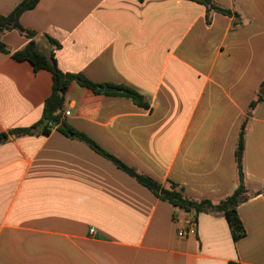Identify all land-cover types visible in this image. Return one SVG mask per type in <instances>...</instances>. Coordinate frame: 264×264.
Instances as JSON below:
<instances>
[{
    "label": "crops",
    "instance_id": "obj_1",
    "mask_svg": "<svg viewBox=\"0 0 264 264\" xmlns=\"http://www.w3.org/2000/svg\"><path fill=\"white\" fill-rule=\"evenodd\" d=\"M24 1L0 0V15ZM211 1L239 25L194 0H40L20 24L63 72L146 99L73 82L61 120L191 201L219 204L237 190L246 121L245 237L234 241L223 215L162 201L54 127L0 144V264H264V0ZM0 41V135L39 131L52 74L13 58L29 43L18 31Z\"/></svg>",
    "mask_w": 264,
    "mask_h": 264
},
{
    "label": "trees",
    "instance_id": "obj_2",
    "mask_svg": "<svg viewBox=\"0 0 264 264\" xmlns=\"http://www.w3.org/2000/svg\"><path fill=\"white\" fill-rule=\"evenodd\" d=\"M39 1L40 0H25L20 5H18V7L14 10L12 14L8 16L0 15V34L7 31L16 30L29 40V43L26 48L20 52L15 53L13 55V58L17 61L30 62L36 72L40 70L49 71L53 77V92L51 96L46 100L44 105L43 117L40 123V125H42L41 130H35L36 127L12 130L9 134L0 135V144L6 142L8 140L9 135L21 137L38 133L48 136L51 133V130L56 127L58 131L64 134L65 136L77 139L87 144L95 152L107 158L119 169H121L131 177L135 178L141 185L149 189L162 201L169 202L175 208L187 212L194 211L196 214L202 212H210L214 214L223 215L227 219L234 241H239L240 239L245 237L246 233L238 214V208L241 204L247 202L249 199V196L247 195L248 190L245 183V173L243 166V156L245 150V130L247 122L245 121L242 125L236 150V163L239 175L238 188L231 196H229L219 204H213L209 201H191L187 199L180 190L177 189L176 184L170 182L168 187H163L160 183L153 180L152 178L139 174L136 169L129 167L119 159L115 158L110 153L106 152L88 136L76 131L75 129L67 125L61 120V116L67 90L70 84L73 82H76L80 86L94 91L96 94L117 95L128 98L141 107L147 108L149 106L148 102L143 96H141L132 89L120 86L114 87L120 89V92L112 94L106 93L104 89L107 85L105 84H96L88 80L83 75L63 72L58 67L54 51H42L34 40L36 32L28 30L20 24V17L22 16V14L34 9L39 3ZM140 1L142 2L144 0ZM194 1L206 6L209 11L215 10L227 16H233L235 18L234 25H239V16L237 14H233L228 10L216 6L211 0ZM46 38L55 49H58L60 47V44L55 39L51 38L48 35H46ZM0 52H8L7 46L1 41ZM262 100L263 97L259 96L258 100L251 104V109H254L256 105Z\"/></svg>",
    "mask_w": 264,
    "mask_h": 264
},
{
    "label": "water",
    "instance_id": "obj_3",
    "mask_svg": "<svg viewBox=\"0 0 264 264\" xmlns=\"http://www.w3.org/2000/svg\"><path fill=\"white\" fill-rule=\"evenodd\" d=\"M104 91L106 93H114V92L115 93H118V92H120V89H118V88H112V87L107 86V87H105Z\"/></svg>",
    "mask_w": 264,
    "mask_h": 264
},
{
    "label": "built area",
    "instance_id": "obj_4",
    "mask_svg": "<svg viewBox=\"0 0 264 264\" xmlns=\"http://www.w3.org/2000/svg\"><path fill=\"white\" fill-rule=\"evenodd\" d=\"M195 226H196V221H193V222L190 223V227L191 228H194ZM91 232L94 233V230H91ZM184 235H185V232L184 231H180L179 232V236L180 237H184Z\"/></svg>",
    "mask_w": 264,
    "mask_h": 264
}]
</instances>
